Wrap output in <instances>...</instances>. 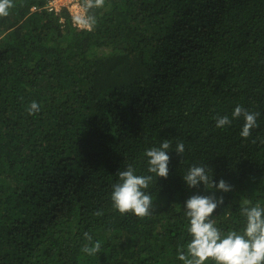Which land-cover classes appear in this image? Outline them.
<instances>
[{"label": "trees", "instance_id": "1", "mask_svg": "<svg viewBox=\"0 0 264 264\" xmlns=\"http://www.w3.org/2000/svg\"><path fill=\"white\" fill-rule=\"evenodd\" d=\"M46 1L0 16V264H183L193 193L222 196L213 222L242 228L244 201L264 206V0H91V30L31 10ZM237 104L259 113L247 138L242 120L215 125ZM163 139L149 214L118 212L116 172L149 174ZM193 165L231 191L188 187Z\"/></svg>", "mask_w": 264, "mask_h": 264}, {"label": "clouds", "instance_id": "2", "mask_svg": "<svg viewBox=\"0 0 264 264\" xmlns=\"http://www.w3.org/2000/svg\"><path fill=\"white\" fill-rule=\"evenodd\" d=\"M102 0H97V4ZM13 6L12 0H0V16L8 15ZM84 12L74 17L75 22L83 27L91 28L96 21L93 16L87 15V9L93 7L91 3L84 6ZM39 104L32 101L27 108L31 114L39 111ZM259 113L251 112L237 104L229 115H220L215 119L217 128H223L232 123V120H242L240 136L247 138L251 130L257 127ZM173 149L167 139H163L159 146L145 150L147 158V173L137 174L132 165H128L116 172L117 180L112 184L110 199L113 207L120 213L131 212L143 217L149 214L152 205V196L146 191L149 182L155 177L167 178L169 168L168 150ZM175 152L183 154L185 146L176 143ZM183 182L190 188L203 185L206 189L229 192L232 185L225 179L213 180L203 165L190 166ZM223 203L222 196H216L214 191L208 195L193 193L183 203L184 215L187 218V232L190 240L187 243V253L181 251L178 259L183 264H205L211 258L215 264H264V206L252 204L245 200L240 208V215L244 218L242 228L222 231L212 220V213ZM91 241L83 251L89 255L97 254L101 249L99 240Z\"/></svg>", "mask_w": 264, "mask_h": 264}, {"label": "built area", "instance_id": "3", "mask_svg": "<svg viewBox=\"0 0 264 264\" xmlns=\"http://www.w3.org/2000/svg\"><path fill=\"white\" fill-rule=\"evenodd\" d=\"M90 1L91 0H47L44 5L40 7L32 6L31 10H45L58 15L61 13V11L66 10L74 27L78 29H88L77 24L74 17L78 14H82L84 12L83 6L87 3H90ZM59 20L63 21L64 19L63 17H60Z\"/></svg>", "mask_w": 264, "mask_h": 264}]
</instances>
